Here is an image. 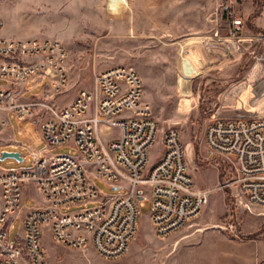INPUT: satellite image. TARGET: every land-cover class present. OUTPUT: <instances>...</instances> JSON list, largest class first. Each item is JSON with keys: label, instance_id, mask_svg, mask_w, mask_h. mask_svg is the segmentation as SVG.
I'll return each instance as SVG.
<instances>
[{"label": "rangeland", "instance_id": "obj_1", "mask_svg": "<svg viewBox=\"0 0 264 264\" xmlns=\"http://www.w3.org/2000/svg\"><path fill=\"white\" fill-rule=\"evenodd\" d=\"M0 17V37L41 35L66 44L70 83L55 95L59 104L74 99L82 87L93 89L96 73L105 68L120 63L135 67L160 124L179 128L192 144L188 157L196 185L211 190L202 213L165 237L154 232L151 200L146 199L138 231L118 258L64 245L46 228L48 264H264V209L238 201L234 159L211 152L206 142L208 125L217 117L264 114V0H0ZM237 18L242 23H235ZM5 83L0 78V86ZM33 86L29 81L28 87ZM48 87L44 77L26 95L41 98L51 93ZM10 116L9 124H0V143L7 135L2 129L10 126L23 159L0 158V171L31 167L30 147L40 150L46 144L42 109L26 119L13 112ZM11 145L4 143L0 150H12ZM160 150V144L153 146L151 163ZM48 152L76 156L79 148L68 141ZM95 181L102 195L126 193V187L113 188L100 176ZM34 204L27 196L25 206ZM12 221L14 245L22 238L21 216Z\"/></svg>", "mask_w": 264, "mask_h": 264}, {"label": "built area", "instance_id": "obj_2", "mask_svg": "<svg viewBox=\"0 0 264 264\" xmlns=\"http://www.w3.org/2000/svg\"><path fill=\"white\" fill-rule=\"evenodd\" d=\"M68 53L58 38L0 37V78L6 81L0 86V124H9L11 112L21 119L39 109L46 114L40 124L46 144L40 150L30 147L33 165L0 171V264H48L46 228L64 245L118 258L138 231L146 199L151 200L153 230L162 237L197 218L209 201L211 190L196 185L180 129L160 124L135 67L105 68L96 73L93 89L82 87L71 101L57 102L55 95L70 83ZM44 77L51 93L28 98L26 92ZM68 141L76 143L78 155L48 152ZM206 142L211 152L234 159L238 201L264 209V114L217 117L208 125ZM156 144L160 156L151 163ZM97 176L113 188L126 187V193L102 195ZM30 182L40 187L44 202L28 209L22 238L12 245V219L23 215L24 186ZM97 199L94 206L64 210Z\"/></svg>", "mask_w": 264, "mask_h": 264}, {"label": "crops", "instance_id": "obj_3", "mask_svg": "<svg viewBox=\"0 0 264 264\" xmlns=\"http://www.w3.org/2000/svg\"><path fill=\"white\" fill-rule=\"evenodd\" d=\"M69 65H70V67H72L70 62H69ZM10 122H11V120H10ZM2 131H6L7 135H3L2 136L3 139H2V141L0 143V146L2 144H4V143H6V144L7 143H12L11 149L12 150H17V145H19V142L15 139V132L13 131V129L10 126H8V127H4L2 129ZM0 152H2V151L0 150ZM21 156L23 157L22 153H21ZM24 195H25V199H26L27 196H32L35 199V204L33 206L44 202V195H43L42 190L40 189V187L37 184H35L33 182H30V183H28V184H26L24 186ZM31 207H26L25 206V209L23 210V215L21 216V219L26 214L28 209L31 208ZM20 232H21V237H22V235L24 233L23 222H22V227H21Z\"/></svg>", "mask_w": 264, "mask_h": 264}, {"label": "water", "instance_id": "obj_4", "mask_svg": "<svg viewBox=\"0 0 264 264\" xmlns=\"http://www.w3.org/2000/svg\"><path fill=\"white\" fill-rule=\"evenodd\" d=\"M5 157H14L17 159H23V157L21 156V152L18 150H4V151H2L0 158H5ZM114 188H117V187H114Z\"/></svg>", "mask_w": 264, "mask_h": 264}, {"label": "bare ground", "instance_id": "obj_5", "mask_svg": "<svg viewBox=\"0 0 264 264\" xmlns=\"http://www.w3.org/2000/svg\"><path fill=\"white\" fill-rule=\"evenodd\" d=\"M192 145V144H191ZM191 145L188 143L189 149L191 148Z\"/></svg>", "mask_w": 264, "mask_h": 264}, {"label": "trees", "instance_id": "obj_6", "mask_svg": "<svg viewBox=\"0 0 264 264\" xmlns=\"http://www.w3.org/2000/svg\"><path fill=\"white\" fill-rule=\"evenodd\" d=\"M247 237V236H246ZM248 237H250V236H248Z\"/></svg>", "mask_w": 264, "mask_h": 264}]
</instances>
